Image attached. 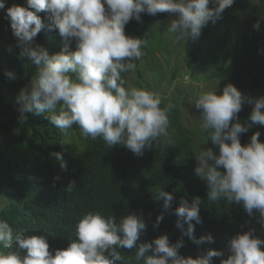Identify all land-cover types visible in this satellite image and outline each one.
Here are the masks:
<instances>
[{
	"label": "clouds",
	"instance_id": "9594fccd",
	"mask_svg": "<svg viewBox=\"0 0 264 264\" xmlns=\"http://www.w3.org/2000/svg\"><path fill=\"white\" fill-rule=\"evenodd\" d=\"M13 1L18 0H0V12ZM20 1L6 9L0 31L7 51L16 42L19 60L0 70V264H129L121 248L135 249L138 264H213L222 251L209 248L194 258L179 254L184 236L196 245L214 242L211 234L194 235L193 221L202 223L198 196L181 197L173 210L182 234L175 242L167 233L141 242L147 228L142 214L117 219L90 211L60 248L57 234L38 216L61 217L81 204L88 142L103 139L137 156L154 142L172 144L169 113L175 105L162 107L161 96L140 82L136 86L142 88L135 82L127 87L126 74L134 70L137 76L144 64L139 60L147 41L146 32L127 35L125 26L140 22L141 13H168L167 32L174 40H196L234 0ZM253 27L259 31V21ZM218 84L201 85L192 104L206 134L202 145L213 146H196L193 174L205 182L207 202L241 205L249 216L259 213L264 225V141L259 131L245 144L240 140L253 125L264 126V95L246 96L231 82L217 94ZM245 104L251 111L241 120ZM3 162L12 173H5ZM153 198L163 202L164 212L172 208L174 195L164 187ZM162 220L163 212L153 226ZM262 246L264 239L253 229L237 233L221 264H264Z\"/></svg>",
	"mask_w": 264,
	"mask_h": 264
},
{
	"label": "trees",
	"instance_id": "16d2710c",
	"mask_svg": "<svg viewBox=\"0 0 264 264\" xmlns=\"http://www.w3.org/2000/svg\"><path fill=\"white\" fill-rule=\"evenodd\" d=\"M249 1L234 0V3L224 10L220 20L215 24L210 22L202 29L198 39H187L188 64H198L202 60L205 44L213 39L217 26L225 20H230V12L247 7ZM13 3L14 5L22 4L18 0L5 5L4 10L0 12V31L4 30L6 9ZM209 7H213V5L209 4ZM167 17H169L168 13H158L156 16L141 13V21L131 20L125 26V33L132 36L143 35L150 23ZM257 21L260 23L259 31L253 27ZM147 43L148 47L145 49L152 50L151 43ZM11 47L12 52L7 51L8 45H5L0 33V70L4 67L11 68L9 65L11 61L14 63L19 61L18 56L14 54L16 42ZM144 56L147 55L144 53ZM212 56L218 57L216 53ZM212 65L211 72L203 75L204 78L214 73L215 67L213 63ZM149 69L151 72L137 71L138 81L142 82L139 85H143L144 81L150 85L162 76V74L152 72L154 68ZM229 82L243 94L252 98L264 93V0H257L243 21L231 69L226 71L223 80L220 81L222 88ZM168 102L162 101L161 106L163 107ZM174 105L175 107L169 113V131L172 133L171 145L154 142L150 150L146 149L142 156H137L124 146L108 147L103 139L88 142L82 154V164L90 165V167L81 171L87 170L81 185L84 191L81 204L61 217L48 214L38 216V220L45 227L57 234L56 246H60V248L68 246L74 238L78 219L90 211H99L106 216L113 214L117 219L129 212L142 214L147 228L141 236V242H150L163 233H167L170 241L175 242L181 238L182 234L176 227L177 217L173 214V210L178 206L181 197L191 200L196 196L200 197L202 201L200 208L202 223L196 224L193 221L194 235L199 238L201 235L211 234L214 242L196 245L187 236H184V246L179 249L181 256L194 258L203 251L213 248L223 252L222 257L213 258V264H221V259L227 258L229 255V241L235 234L253 229L256 236L264 239V225L259 223V213L249 216L241 205L227 204L224 201L207 202L206 184L193 174L195 166L193 153L196 150L193 140L194 132H198L199 140L203 143H205L206 134L202 133L199 128H193L183 119L180 109L176 104ZM250 111L251 108L247 105L243 107L238 116L241 120L247 119ZM254 131H259V139L264 141V126L253 125L248 133L241 134V143H247ZM205 146L213 147L210 141H207ZM2 167H6L4 162ZM12 172L13 169L6 167L5 173ZM161 187L174 195L172 208L167 212L163 210V202L153 198L155 192ZM161 212H163V220L158 227H154L155 218ZM186 227L187 225H185ZM120 251L129 259V264H138L134 260L135 249L130 251L121 248ZM139 264H142V261Z\"/></svg>",
	"mask_w": 264,
	"mask_h": 264
},
{
	"label": "rangeland",
	"instance_id": "374dc122",
	"mask_svg": "<svg viewBox=\"0 0 264 264\" xmlns=\"http://www.w3.org/2000/svg\"><path fill=\"white\" fill-rule=\"evenodd\" d=\"M256 2L257 0H250L247 7L242 10L230 12V20L220 23L216 28L213 39L206 42L202 60L198 64L187 63V40L184 41L183 38L178 41L174 40L173 35L167 32V23L170 16L153 21L145 31V39L151 43L153 48L152 50L145 49L148 47V43H146L143 52L147 56L143 55L139 60L144 62V64H140L138 68L146 72H151L148 68H154L152 72L162 74V76L150 85L144 81L143 85H145L147 90L159 94L162 101H171L176 104L181 111L182 118L195 129L199 128V112L192 104L198 93L202 90L200 86L205 85V89H207L209 86H214L216 80H218L217 94H219L222 89L220 81L223 80L226 71L231 69L243 21L247 18ZM174 15L172 14V18H174ZM5 38L7 40L10 39L9 37ZM214 53L218 57L212 56ZM146 59H148L147 62ZM211 61L214 64L215 71L211 76L204 78L203 75L209 74L213 68ZM133 62L136 63L137 61ZM133 72L134 70L126 74V77L129 79V82L126 79L127 87L131 82H135L134 86L139 87L136 86V83L140 82L138 81L139 78ZM247 105L251 108L250 104H245L243 107ZM193 140L195 142L194 147L203 144L199 140L198 132H194Z\"/></svg>",
	"mask_w": 264,
	"mask_h": 264
}]
</instances>
